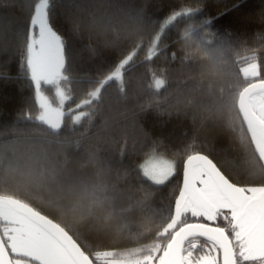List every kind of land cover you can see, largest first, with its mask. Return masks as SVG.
<instances>
[{
	"label": "snow or ice",
	"instance_id": "snow-or-ice-1",
	"mask_svg": "<svg viewBox=\"0 0 264 264\" xmlns=\"http://www.w3.org/2000/svg\"><path fill=\"white\" fill-rule=\"evenodd\" d=\"M201 3L177 0L160 19L148 18L144 7L116 6L115 11L105 10L99 18L95 13L85 14L80 5L65 13L70 39H83L101 20L111 23L118 17L133 19L142 27L147 20L155 29L146 44L141 39L118 50L116 59L95 75L88 99L69 106L73 97L66 85L72 83L69 65L74 57L57 26L55 12L60 5L56 0H24V14L12 30V46L19 56L18 68L30 81L34 95L16 122L0 130V136L11 137L0 143V169L26 173L34 179L55 178L65 171L67 159L49 158V149L43 145H55L58 153L73 148L79 151L86 140L93 139L90 133L95 129V138L112 146L118 162L124 165L127 161L123 179L134 175L156 189L169 186L178 177L180 183L172 190L165 235L172 234L167 242L130 250L89 245L31 204L0 194V264H264V184L234 182L225 174L218 154L197 150L195 133L188 144L175 148L146 131L141 123V117L150 111L186 116L189 109L197 107L211 118L219 108L215 103L197 106L195 94L221 99L225 85L237 80L243 82L239 90L241 114L257 144L264 140V37L257 47L227 31H214L216 18L205 17ZM190 20L197 23L189 24L181 34L178 25ZM261 20L264 22V9ZM196 31L219 45L216 55L209 57L210 67H193L188 56L177 57L175 46L181 40L189 43ZM4 50H8L7 42ZM225 52L233 53L231 61ZM161 57L179 61L178 77L170 78L166 67L157 70L154 61ZM190 80L193 87L185 88ZM109 84L115 85L114 97L104 92ZM49 88L54 95L47 94ZM137 94L143 96V102L129 111L127 102ZM113 101L124 106L119 121L104 112L106 104L112 108ZM97 116L102 117V123H96ZM65 130L71 137L62 136ZM37 144L41 145L39 153L34 150ZM98 153V149L87 150L88 164L97 167L96 180L71 185L80 198L73 212L109 207L108 193L114 186L109 189L101 180L110 169L101 165ZM41 160L47 166L37 169ZM150 195L144 192L137 203Z\"/></svg>",
	"mask_w": 264,
	"mask_h": 264
},
{
	"label": "trees",
	"instance_id": "trees-1",
	"mask_svg": "<svg viewBox=\"0 0 264 264\" xmlns=\"http://www.w3.org/2000/svg\"><path fill=\"white\" fill-rule=\"evenodd\" d=\"M23 2L24 0H0V130L16 122L20 110L32 102L34 95L30 81L18 68L19 56L12 46V30L15 21L24 14ZM190 2H196V0H190ZM56 3L60 5L55 12L57 26L68 39L69 52L74 57V62H70L69 65L72 83L66 85L71 88L73 97L68 104L74 106L88 99L89 88L95 87V75L99 70L106 69L107 65L116 59L118 50L132 47L141 39L146 44L155 29L147 23V20L142 27L133 19L118 17L111 23L101 20L90 32L84 33L83 39H70V27L67 26L65 13L75 11V6L80 5L85 14L95 13L99 18L105 10L115 11L116 6L144 7L148 18L160 19L167 13L169 7L177 4V0H56ZM109 5L112 6L110 9ZM199 6L203 8L205 17L216 18L213 25L214 31L219 33L227 31L238 40L252 46H259L264 37V22L261 20L264 0H202ZM196 23L195 20L181 21L178 30L182 34L185 27ZM6 42L7 51L4 50ZM175 47L178 58L188 56L193 67L207 68L210 67L209 57L216 55L215 50L219 45L217 41H211L202 32L196 31L189 43L181 40ZM171 51L172 49H169V52ZM225 56L229 61L233 59L232 52H227ZM154 64L157 70L166 67L170 78L179 75V61L172 62L170 59L161 57L154 61ZM140 72H143V68ZM242 83V81L231 80L225 85L223 97L217 100L195 94L197 106L212 103L217 105L219 111L213 117L220 121L222 125L220 128L209 126L207 131L196 132L203 114L198 107L189 109L186 116L175 113L157 114L155 111H150L141 117V123L146 131L153 136L163 138L166 143L175 148H182L188 144L195 133L197 150L203 152L212 150L218 154L217 158L221 167L234 182L262 184L264 174L259 170V160L254 148L255 139L245 127L238 111L239 90ZM184 87H193V82L190 80ZM114 88V84H109L104 89L105 94L114 97ZM47 94L54 95L51 88L47 89ZM174 99L175 97H172V100ZM141 102H143V96L137 94L129 98L126 107L131 111ZM123 109L124 106L116 105L113 101L112 108L108 109L106 104L104 112L119 121L122 119L120 113ZM24 123L33 122L24 121ZM96 123H102L101 116L96 117ZM94 134L95 129L90 133L93 139L86 140L79 151L73 148L66 153H58L55 145H43V147L49 149V158L60 161L67 159L65 172L71 174L73 184L79 180L90 182L96 180L97 167L88 164L87 150L89 148L99 150L101 165L105 169H110L101 177V180L108 185L109 189H113L114 186V191L108 193L109 206L113 213L118 215V219L110 227L101 229L92 220L83 222L81 216L87 214V211L68 212L62 201L42 195V191L33 183L14 179L17 174L9 173L6 169H0V194L31 204L56 219L69 231L81 236L89 245L130 250L146 249L157 242L166 243L172 234L171 231L167 233V236L164 234L171 215L172 190L180 183V178L178 177L163 189H156L147 183H142L134 175L123 179L121 172L127 166V161L121 165L112 146L96 139ZM62 136L71 137V133L65 130ZM10 139L11 137L8 136H0V143H7ZM40 148L41 145L37 144L35 152L39 153ZM41 162L47 166L45 161L41 160ZM36 167L39 169L40 164ZM144 192L151 195L143 203H137L143 200ZM78 202L79 200L73 201L74 207Z\"/></svg>",
	"mask_w": 264,
	"mask_h": 264
},
{
	"label": "clouds",
	"instance_id": "clouds-1",
	"mask_svg": "<svg viewBox=\"0 0 264 264\" xmlns=\"http://www.w3.org/2000/svg\"><path fill=\"white\" fill-rule=\"evenodd\" d=\"M226 54L227 52H225V55ZM209 126L220 128L222 125L219 120L214 117L209 118L206 113H203L200 125L196 128V132L207 131ZM40 166H44V162H40ZM14 179L33 183L35 187L42 191V195L53 200L62 201L68 212L73 211V201L80 199L79 196L71 190L73 182L69 172L64 171L61 175L55 178L49 177L47 179H34L26 173H18ZM117 219L118 215L113 213L110 206L107 208L94 209L81 216L83 222L92 220L101 229L110 227L117 221Z\"/></svg>",
	"mask_w": 264,
	"mask_h": 264
},
{
	"label": "flooded vegetation",
	"instance_id": "flooded-vegetation-1",
	"mask_svg": "<svg viewBox=\"0 0 264 264\" xmlns=\"http://www.w3.org/2000/svg\"><path fill=\"white\" fill-rule=\"evenodd\" d=\"M253 138L255 139L254 140V146H255L254 148H255V151H256V154H257L258 160H259V170L262 171L264 174V141L262 140L261 143L258 145L256 138L255 137H253ZM259 177H261V174L259 175ZM262 184H264V183H262Z\"/></svg>",
	"mask_w": 264,
	"mask_h": 264
},
{
	"label": "water",
	"instance_id": "water-1",
	"mask_svg": "<svg viewBox=\"0 0 264 264\" xmlns=\"http://www.w3.org/2000/svg\"><path fill=\"white\" fill-rule=\"evenodd\" d=\"M238 111H239V114H240V116H241V119H242V121H243L245 127L248 129V131L250 132V134H251L253 137H255L254 134H253V132L249 129L246 120L243 118V116H242V114H241V111H240V108H239V99H238ZM263 141H264V140H263ZM178 230H179V229H178Z\"/></svg>",
	"mask_w": 264,
	"mask_h": 264
},
{
	"label": "rangeland",
	"instance_id": "rangeland-1",
	"mask_svg": "<svg viewBox=\"0 0 264 264\" xmlns=\"http://www.w3.org/2000/svg\"><path fill=\"white\" fill-rule=\"evenodd\" d=\"M178 226V225H177ZM170 232V231H169ZM164 234H165V230H164Z\"/></svg>",
	"mask_w": 264,
	"mask_h": 264
}]
</instances>
